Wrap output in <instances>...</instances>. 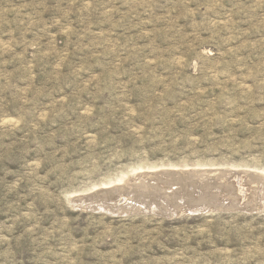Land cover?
I'll return each instance as SVG.
<instances>
[{"label": "rangeland", "instance_id": "1", "mask_svg": "<svg viewBox=\"0 0 264 264\" xmlns=\"http://www.w3.org/2000/svg\"><path fill=\"white\" fill-rule=\"evenodd\" d=\"M138 164L264 173V0H0V264H264V196L94 192Z\"/></svg>", "mask_w": 264, "mask_h": 264}, {"label": "bare ground", "instance_id": "2", "mask_svg": "<svg viewBox=\"0 0 264 264\" xmlns=\"http://www.w3.org/2000/svg\"><path fill=\"white\" fill-rule=\"evenodd\" d=\"M186 165L187 163L184 166ZM140 166L139 164L137 167L133 166L132 169L130 168L131 171L128 172L122 171L118 176L116 175V177L102 183L112 184L117 182L115 185L112 187L109 185L110 187H103L101 190L98 189V191L94 192L116 193L112 199L113 205L111 207L113 209L123 208L122 210L130 209V202L138 200L145 194L151 196L162 194L163 206L167 205L169 209L162 206L158 208L163 210V213H168L169 216L178 212L211 208L246 207L254 204L257 199L261 200L262 196H264V173L245 169H231L233 164L230 167L226 166L228 168L219 169L218 167H214L215 169L211 167L210 169L205 167V169H198L195 167L185 170L178 166L183 170H176L177 168L174 167L175 170L169 168L154 172L150 170L141 172V170H138ZM172 166H176V164L174 163ZM201 166L198 165L199 168H202ZM148 167H151V169L156 168L155 165L147 166V169ZM210 172H214V174L209 175ZM144 175L147 178H144ZM140 176L141 178H136ZM131 180H135V182ZM117 189L119 192L115 191ZM138 203L140 202L137 201L135 207L138 206Z\"/></svg>", "mask_w": 264, "mask_h": 264}, {"label": "water", "instance_id": "3", "mask_svg": "<svg viewBox=\"0 0 264 264\" xmlns=\"http://www.w3.org/2000/svg\"><path fill=\"white\" fill-rule=\"evenodd\" d=\"M218 209H220V208H218ZM222 209V208H221ZM225 209H228V208H225ZM230 209V208H229ZM197 211H201V210H197Z\"/></svg>", "mask_w": 264, "mask_h": 264}]
</instances>
